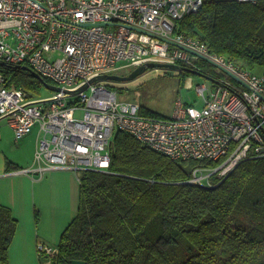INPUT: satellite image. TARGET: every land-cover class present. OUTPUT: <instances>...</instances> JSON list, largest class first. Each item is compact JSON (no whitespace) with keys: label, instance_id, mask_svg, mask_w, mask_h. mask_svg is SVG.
<instances>
[{"label":"built area","instance_id":"obj_1","mask_svg":"<svg viewBox=\"0 0 264 264\" xmlns=\"http://www.w3.org/2000/svg\"><path fill=\"white\" fill-rule=\"evenodd\" d=\"M203 3L0 0V60L28 64L61 88L50 97L29 98L23 89L10 87L0 73V121L12 129L15 142L39 128L38 168L23 171L41 176L50 169L107 172L116 131L173 160L219 162L212 171L204 166L192 169L189 183L203 187H212L213 179L222 181L246 159L264 158V75L177 32V22L198 12ZM152 62L201 75L198 63L207 62L222 76L206 78L210 85L197 87L202 108L179 99L172 118L142 114L139 103L120 101L108 81L97 79L120 67ZM58 252L38 246L45 260Z\"/></svg>","mask_w":264,"mask_h":264},{"label":"trees","instance_id":"obj_2","mask_svg":"<svg viewBox=\"0 0 264 264\" xmlns=\"http://www.w3.org/2000/svg\"><path fill=\"white\" fill-rule=\"evenodd\" d=\"M177 32L255 74L264 69V0H204L177 22ZM24 67L31 68L0 65V73L29 98L54 85ZM198 68L207 79L222 76L207 62ZM180 74L181 82L192 75ZM141 112L163 117L145 107ZM109 151L107 172L79 173L78 213L52 264H264V158L246 159L203 187L187 182L192 169L219 162L173 160L123 131L114 133ZM12 169L20 167L8 163ZM17 229L12 210L0 201V264H10Z\"/></svg>","mask_w":264,"mask_h":264},{"label":"crops","instance_id":"obj_3","mask_svg":"<svg viewBox=\"0 0 264 264\" xmlns=\"http://www.w3.org/2000/svg\"><path fill=\"white\" fill-rule=\"evenodd\" d=\"M2 122L0 140L5 137L6 126L9 127L5 121L6 126H2ZM27 136L22 140L28 143ZM37 137L32 145L34 148L17 158H12L0 142V201L18 220L17 233L9 250L10 264H52V258L50 261L41 258L38 246L58 248L64 231L79 209L80 179L77 173L50 169L41 176L23 171L38 168L35 162ZM11 162L20 169L7 171Z\"/></svg>","mask_w":264,"mask_h":264},{"label":"rangeland","instance_id":"obj_4","mask_svg":"<svg viewBox=\"0 0 264 264\" xmlns=\"http://www.w3.org/2000/svg\"><path fill=\"white\" fill-rule=\"evenodd\" d=\"M125 64L126 63H121L120 66ZM137 68L138 67L132 66L120 67L111 74L128 77L136 71ZM214 69L216 72L215 67ZM255 71L260 75L263 74L264 69L257 68ZM180 73V71L172 69L149 68L130 81L119 83L108 81L106 84L118 93L120 101L137 102L142 107L154 111L165 118H172L175 102L179 99L185 104L193 105L198 109L202 108L203 99L198 95L197 87L204 84L210 85L205 77L198 75L186 77L185 81L181 82ZM53 94L54 92L44 87L40 97L46 98ZM77 117H80V115L78 114ZM1 125L6 126L4 121ZM38 130V126L33 128L32 132L28 135V143L22 140L17 144L15 142L13 131L6 126V133H4L5 137L3 140H0V142L2 141L12 158H17V155L22 156L25 152L28 153L29 149L34 148L32 145L35 144ZM217 166H219V164ZM216 167H208V170L212 171V169ZM77 174L79 175V173ZM189 180L187 182H189ZM213 182H215V179H213ZM55 251L58 252L59 249L55 248Z\"/></svg>","mask_w":264,"mask_h":264},{"label":"water","instance_id":"obj_5","mask_svg":"<svg viewBox=\"0 0 264 264\" xmlns=\"http://www.w3.org/2000/svg\"><path fill=\"white\" fill-rule=\"evenodd\" d=\"M0 65L1 66H5L7 65L4 61L0 60ZM152 68V69H160V68H165V69H172V70H177L180 72H189L192 75H198V76H203L201 75V73L197 70L194 69H190V68H186V67H181L179 65H172V64H165V63H156V62H152V63H147L144 65L139 66L136 71H134L130 76L128 77H123V76H118V75H111V74H105L100 76L97 79L100 80H104V81H112V82H127L130 81L132 79H134L136 76L140 75L141 73L145 72L147 69ZM24 69H29L30 72L32 73V75L39 79L40 81H44V78L38 74L37 72L33 71V69L28 68V67H24ZM96 80V79H94ZM46 87L48 89H50L52 92H60L61 88L54 86V85H49V84H45ZM72 264H86L85 262L82 261H73Z\"/></svg>","mask_w":264,"mask_h":264}]
</instances>
